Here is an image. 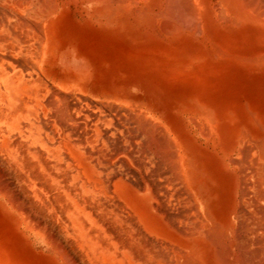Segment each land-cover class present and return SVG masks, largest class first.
<instances>
[{
  "label": "bare ground",
  "instance_id": "1",
  "mask_svg": "<svg viewBox=\"0 0 264 264\" xmlns=\"http://www.w3.org/2000/svg\"><path fill=\"white\" fill-rule=\"evenodd\" d=\"M0 199V264H264V0H0Z\"/></svg>",
  "mask_w": 264,
  "mask_h": 264
},
{
  "label": "rangeland",
  "instance_id": "2",
  "mask_svg": "<svg viewBox=\"0 0 264 264\" xmlns=\"http://www.w3.org/2000/svg\"><path fill=\"white\" fill-rule=\"evenodd\" d=\"M127 85H129L128 89H132V90L135 89L134 91H137V92H142V91L146 92L148 90L147 89L148 87H145V86H143L140 83H138V84L137 83L128 84V82H127ZM155 91H156L155 94L159 98V100L156 101L157 104L160 105V107H162V108H167V109H168V107L170 108L171 104L173 102V98L170 96L169 92L170 91L172 92V90L170 88H158L157 90L155 89ZM179 121L183 122L184 124L186 123V120L183 119V118H180ZM189 131L190 130L187 128V132H189ZM0 203L3 204L2 199H0ZM3 206L5 208L4 204H3ZM5 211L7 212V211H10V210L5 208Z\"/></svg>",
  "mask_w": 264,
  "mask_h": 264
}]
</instances>
